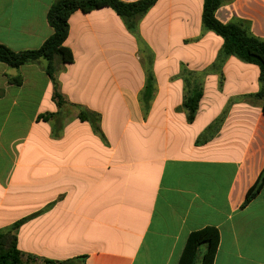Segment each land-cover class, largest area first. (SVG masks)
Wrapping results in <instances>:
<instances>
[{
	"label": "crops",
	"instance_id": "obj_1",
	"mask_svg": "<svg viewBox=\"0 0 264 264\" xmlns=\"http://www.w3.org/2000/svg\"><path fill=\"white\" fill-rule=\"evenodd\" d=\"M55 1L0 0V45L40 49ZM203 4L159 0L136 32L111 8L74 13V60L56 62L55 82L44 59L0 62V231L34 216L17 231L25 261L178 264L188 236L211 227L214 264H264V186L244 207L264 169L260 68L231 56L217 69L224 40L203 28ZM216 18L264 40V0H224Z\"/></svg>",
	"mask_w": 264,
	"mask_h": 264
},
{
	"label": "trees",
	"instance_id": "obj_2",
	"mask_svg": "<svg viewBox=\"0 0 264 264\" xmlns=\"http://www.w3.org/2000/svg\"><path fill=\"white\" fill-rule=\"evenodd\" d=\"M159 0H139L126 3L121 0H56L48 12V22L53 29L51 37L43 46L35 51L16 53L4 45H0V62L11 68H20L28 63L44 59L48 62L47 72L55 82L56 62L62 65L73 63L72 52L65 47L69 36V20L76 12L89 14L103 8H111L123 20L127 29L136 32L138 24L143 17L156 5ZM224 0H204L202 24L203 28L211 31L224 40L223 47L218 55L217 69H220L227 58L234 56L241 61L256 65L260 68L261 90L256 97L263 101L264 113V40L255 37L251 32V24L245 20L235 19L227 24L221 23L216 18L218 9ZM20 84V80L16 81ZM55 98L59 105L64 104L62 95L55 83ZM153 89L151 73L147 77V86L144 99L149 100ZM203 96L200 88H195L186 98L184 108L188 112V120L193 121ZM81 119L87 120L95 132L101 135L99 128V115L80 108ZM264 186V169L255 184L246 194L244 207L249 205L261 192ZM34 216L25 218L8 229L0 231V264H36L35 259L24 260V255L17 246V231ZM220 235L216 228H205L191 233L178 264H214L219 247ZM205 245V252L200 257L199 251ZM45 264H76L75 261L54 262L46 261Z\"/></svg>",
	"mask_w": 264,
	"mask_h": 264
},
{
	"label": "rangeland",
	"instance_id": "obj_3",
	"mask_svg": "<svg viewBox=\"0 0 264 264\" xmlns=\"http://www.w3.org/2000/svg\"><path fill=\"white\" fill-rule=\"evenodd\" d=\"M205 250H206L205 245L200 248V251H199V256L200 257L203 255V253L205 252Z\"/></svg>",
	"mask_w": 264,
	"mask_h": 264
}]
</instances>
